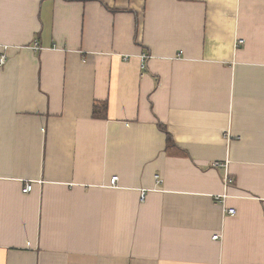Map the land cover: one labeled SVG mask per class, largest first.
<instances>
[{
  "label": "crops",
  "instance_id": "0c3cea01",
  "mask_svg": "<svg viewBox=\"0 0 264 264\" xmlns=\"http://www.w3.org/2000/svg\"><path fill=\"white\" fill-rule=\"evenodd\" d=\"M2 56L0 264H264V0H0Z\"/></svg>",
  "mask_w": 264,
  "mask_h": 264
},
{
  "label": "built area",
  "instance_id": "2783aa9c",
  "mask_svg": "<svg viewBox=\"0 0 264 264\" xmlns=\"http://www.w3.org/2000/svg\"><path fill=\"white\" fill-rule=\"evenodd\" d=\"M245 43V40L241 39V40H238V42L236 43V46H241ZM150 58L149 55H141L140 59H141V68L144 70L146 68V62L147 60ZM127 59V58H126ZM6 65V57L5 56H2L0 57V67H3ZM118 180V177H113V179L111 180V184L112 186L115 185L116 181ZM225 183L226 185L229 184V182L231 181V179L228 177L225 179ZM33 190V185L31 183L27 184L24 189H23V192L24 193H30L32 192ZM145 198V192L142 193V200H144ZM226 198V195H223V196H218L217 197V200L218 202L220 203H224V199ZM227 213L230 214V215H235L236 214V211L234 209H228L227 210ZM215 240L218 239L219 237L218 236H214L213 237Z\"/></svg>",
  "mask_w": 264,
  "mask_h": 264
},
{
  "label": "trees",
  "instance_id": "16d2710c",
  "mask_svg": "<svg viewBox=\"0 0 264 264\" xmlns=\"http://www.w3.org/2000/svg\"><path fill=\"white\" fill-rule=\"evenodd\" d=\"M79 1H88V0H79ZM98 107H95V113L97 112Z\"/></svg>",
  "mask_w": 264,
  "mask_h": 264
},
{
  "label": "rangeland",
  "instance_id": "374dc122",
  "mask_svg": "<svg viewBox=\"0 0 264 264\" xmlns=\"http://www.w3.org/2000/svg\"><path fill=\"white\" fill-rule=\"evenodd\" d=\"M113 179V178H112ZM226 182V181H225Z\"/></svg>",
  "mask_w": 264,
  "mask_h": 264
}]
</instances>
